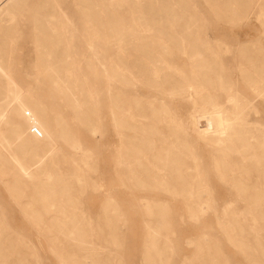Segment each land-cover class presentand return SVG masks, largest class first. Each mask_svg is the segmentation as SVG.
Returning a JSON list of instances; mask_svg holds the SVG:
<instances>
[{
	"label": "rangeland",
	"instance_id": "374dc122",
	"mask_svg": "<svg viewBox=\"0 0 264 264\" xmlns=\"http://www.w3.org/2000/svg\"><path fill=\"white\" fill-rule=\"evenodd\" d=\"M42 1L22 0L21 13L17 6L7 27L0 21V63L5 68L0 85L35 91L51 109L47 127L45 119L33 116L43 117V105L23 110L20 102L7 101L0 111V264H264V198L254 190L260 173L241 153L220 155L228 163L216 164L210 144L179 133L174 169L170 143L165 171L151 166L159 146L156 124H161L154 99L176 97L167 96V85L180 91L184 83L199 80L182 49L189 53L207 46L219 54L216 60L235 67L231 75L240 93L255 99L246 120L264 124V98H256L236 70L239 63L249 62L239 47L252 43L255 63L264 68V56L258 54L264 28L255 20V0H240L246 6L227 13L210 8L217 0H94L100 23L94 46L77 8L87 6L86 0L77 7L74 0H52L44 10L53 25L59 24L62 7L74 19L79 40L52 48V68L57 70L51 92L36 53L34 20L46 18L39 17ZM183 26L192 29L181 35ZM162 27L171 28L165 53L158 37ZM123 34L133 41L119 52ZM158 56L163 59L156 61ZM92 60L98 62L96 75ZM158 62L167 69L154 77ZM211 92L216 101L224 100L225 91ZM95 93L98 111L92 110ZM178 97L180 125L188 126L193 101ZM16 106L20 110H12ZM49 133L53 143L45 154V145L37 149L36 142ZM72 135L82 145L70 142ZM261 142L263 149L255 140L250 153L262 150L264 161ZM163 178L178 180L159 183ZM237 181L240 188H235ZM179 187L185 188L172 189ZM188 192L200 197L184 203L182 195Z\"/></svg>",
	"mask_w": 264,
	"mask_h": 264
},
{
	"label": "bare ground",
	"instance_id": "6f19581e",
	"mask_svg": "<svg viewBox=\"0 0 264 264\" xmlns=\"http://www.w3.org/2000/svg\"><path fill=\"white\" fill-rule=\"evenodd\" d=\"M245 6L246 5L240 0H217L210 5V8L212 10H220L227 13L232 10L244 8ZM255 8L258 9V12H255V20L263 24L264 28V0H255ZM180 29H182L180 31V34L182 35L183 33L190 32L192 28L189 29V27L183 26L180 27ZM170 30L171 28L167 30V28L162 27L158 34V37L162 38L161 48L164 53L167 49L166 38L171 35ZM149 31H151V29H149ZM174 35H176V31L174 32ZM214 40L219 44L222 43L228 45L227 42L222 41L220 38H214ZM131 41H133V38L131 39L123 34L119 43L118 51L122 52L125 45L131 44ZM252 44L250 46L245 45L239 47V53L242 56L245 54L248 57L249 62L246 64L243 63L242 65L244 67L239 63L236 70L241 77H246L245 79L248 80L246 85L251 89V92L255 97L264 98V71L262 72L264 68L259 63H255L256 54L255 50L252 48ZM204 49L191 48L189 53L186 49H182L181 51L191 60L193 64L192 70L198 75L199 80H195L196 82L193 81L188 84L184 83L179 91L181 97L191 98L194 104V108L190 112L188 126L181 124L179 126V133L181 134V137L183 136L185 138L194 135L198 140L210 144L212 150L215 151L212 158L216 164L228 163L220 155L228 157L233 151L241 153L243 159L249 161L248 163L251 168L258 169V172L260 173L258 183L255 184L254 182V190L256 189L257 191V197L262 199L264 198V161H262L260 156H263V151L261 150L262 152L260 151L255 154L254 152L250 153V150L253 151L255 140L258 141L260 148L263 147L261 141L264 139V124L253 120H246L248 109L253 106L252 104L255 99L250 100L248 97L240 93L238 82L231 75V71H233L235 67H232L230 64L225 66L219 59L216 60L219 55L216 51L210 50L207 46ZM260 51L258 54L264 56V47H261ZM159 59L162 60L163 56H158L156 61ZM117 69L118 68L116 67L115 72ZM165 69H167V65L161 66V62H158L157 67H155L153 71L154 77H160L162 71ZM223 76L225 78H223ZM216 88L225 91V98L222 102L216 101V98L211 95V91ZM169 92L171 93V89ZM255 126H257V128H255ZM239 168L244 170L245 166L240 165ZM168 173H170V171H168ZM166 175L168 174L166 173ZM170 177L172 176L169 175L168 178ZM168 178L167 180L166 178H163L159 183L165 182L166 184H174L178 180L176 178ZM180 180L181 182H184L186 178L181 177ZM239 184H241V181H237L235 188H240ZM183 188L185 187L172 189H176L175 191L177 192L178 189L181 190ZM241 188V190H243V187ZM204 189L209 191L210 188L204 187ZM197 197H200L199 192H188L187 195H182L184 203Z\"/></svg>",
	"mask_w": 264,
	"mask_h": 264
},
{
	"label": "crops",
	"instance_id": "0c3cea01",
	"mask_svg": "<svg viewBox=\"0 0 264 264\" xmlns=\"http://www.w3.org/2000/svg\"><path fill=\"white\" fill-rule=\"evenodd\" d=\"M56 4L57 1L53 0ZM74 4L77 7V3L79 0H74ZM22 3V0H0V21H2L6 27L8 26L9 23L13 21V16L17 12V6H18V15L21 13L20 12V5ZM43 5H40V8L42 10L39 11V17L42 15L46 18H43L42 20L35 19V31L37 32L36 38L38 39V42L36 43V46L38 47V50L36 53L39 55V70L42 72L46 78V83L48 84V87L50 88L51 92V85H53V72L54 75L56 76L55 71L57 68L53 70L52 68V62L53 59L51 57V52L52 48H57L60 46H74L76 44V41L79 40V38H76L75 31L77 32V28L73 26L74 23H72V19H70L69 15L67 14L66 10L60 9L59 13L61 15V18L58 19L59 24L53 25L52 18H50V15L47 14V12L44 10V7L48 5L51 8L52 0H49V2H45L44 0L42 1ZM48 3V4H46ZM87 6L81 5L78 6V11L80 13V16L82 17V23H83V29L84 31L87 32L88 37H92V46L94 41V37L96 40L99 38V2L94 1V0H86ZM89 3H91V7L89 6ZM16 7V8H15ZM91 8V9H89ZM15 9V11H14ZM63 15V16H62ZM90 15V18H89ZM91 20V25H90V20ZM69 20L71 23H69ZM86 25V26H85ZM6 29V28H5ZM96 32V34H95ZM68 33L72 36L73 39H71V42H69V36ZM89 39L87 40V42ZM75 42V43H74ZM96 46L98 47V41L96 43ZM61 52V51H60ZM59 52V53H60ZM93 61V72H94V66L96 70L98 69V62L97 60H92ZM96 62V64H94ZM5 72V68L3 65L0 63V76L3 75ZM99 74V73H98ZM94 75L95 72H94ZM58 79L60 78L59 75H57ZM158 85V83H157ZM94 89V87H93ZM169 90L170 87L167 85L166 91L167 96H169ZM38 93L35 91H31L29 89H24V88H16L12 83H9L7 86L6 85H0V111H3L6 109L4 104L7 101H11V103L16 104L15 102L18 101L21 104H23L22 109H29V110H37L38 107L37 105H43V117H41L40 113H37V117L35 114H33L34 118H37L38 121H40V118H43L45 120L44 124L47 127V125H50L51 122V114H49L48 108L46 109V106L44 105V102H40L38 97H36ZM171 94L176 97H172L171 99H164L161 97H156L154 100L157 103L155 106V109L157 112L161 113V124L158 123L156 124V131H157V139L159 141V146L155 152V156L150 157L151 159L153 158L154 163L151 162V166H154L156 168H161V174L164 171V168H167L168 162H169V153H168V143L172 144V158H171V163L172 169H174V162L176 164L179 161L178 157V146L177 143L179 142V126H180V121H179V111H178V106H179V86H174V84L171 86ZM8 96H11L10 100L8 99ZM22 98V101H20ZM169 98V97H168ZM149 100H153L152 98ZM25 102L27 103V106H24ZM18 105H20L18 103ZM4 106V107H3ZM174 106V107H173ZM12 110H20L18 106L13 107ZM92 110H99V97L95 93V100H94V94H93V102H92ZM48 113V117H46ZM169 113H171V118H169ZM62 117V116H61ZM0 119H4V116L0 114ZM67 123V121H65ZM160 124V127H164L165 130H167V134H165L164 130H161L158 125ZM171 132V134H169ZM50 139H52L51 134L47 135L44 139H41L40 136H38L37 142L38 148H41V145L44 144V150L46 152L45 154H49V150L51 149V142ZM70 142H75L79 143L82 145L81 139L77 137V135H72V137L69 140ZM152 143L151 140H146ZM148 143L150 146H148L147 150L152 151V144ZM165 143L167 145H165ZM141 147H136V149H139ZM174 148H176L177 154L174 155ZM166 150V151H165ZM166 165V166H165ZM155 172L151 171V174ZM159 173V171L156 172V174ZM178 173L172 171V174ZM159 218V217H157ZM158 236V235H157Z\"/></svg>",
	"mask_w": 264,
	"mask_h": 264
}]
</instances>
